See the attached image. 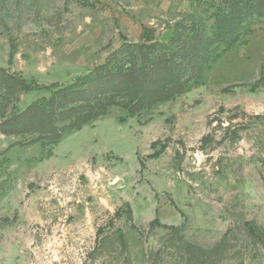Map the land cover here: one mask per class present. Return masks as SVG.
Here are the masks:
<instances>
[{
	"label": "rangeland",
	"instance_id": "374dc122",
	"mask_svg": "<svg viewBox=\"0 0 264 264\" xmlns=\"http://www.w3.org/2000/svg\"><path fill=\"white\" fill-rule=\"evenodd\" d=\"M219 1L0 0V66L65 85L200 8L211 32ZM212 50L179 97L112 106L45 154L35 132H0V264H264V19ZM49 95L19 92L6 115Z\"/></svg>",
	"mask_w": 264,
	"mask_h": 264
},
{
	"label": "trees",
	"instance_id": "16d2710c",
	"mask_svg": "<svg viewBox=\"0 0 264 264\" xmlns=\"http://www.w3.org/2000/svg\"><path fill=\"white\" fill-rule=\"evenodd\" d=\"M210 8L211 32L200 8L180 18L167 41L155 40L152 31L144 29L139 41H123L104 62L65 85H40L0 66V132H35L45 154L46 146L55 145L63 133L103 117L112 106L135 116L179 97L215 58V44L232 47L248 20L264 19V0H220ZM39 89L50 95L6 115L19 92Z\"/></svg>",
	"mask_w": 264,
	"mask_h": 264
},
{
	"label": "crops",
	"instance_id": "0c3cea01",
	"mask_svg": "<svg viewBox=\"0 0 264 264\" xmlns=\"http://www.w3.org/2000/svg\"><path fill=\"white\" fill-rule=\"evenodd\" d=\"M180 18H181V17H180ZM180 18H179V19H180Z\"/></svg>",
	"mask_w": 264,
	"mask_h": 264
}]
</instances>
